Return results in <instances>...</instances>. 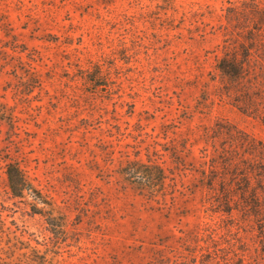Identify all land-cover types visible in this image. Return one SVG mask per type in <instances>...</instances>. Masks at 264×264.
Instances as JSON below:
<instances>
[{"label": "rangeland", "instance_id": "374dc122", "mask_svg": "<svg viewBox=\"0 0 264 264\" xmlns=\"http://www.w3.org/2000/svg\"><path fill=\"white\" fill-rule=\"evenodd\" d=\"M234 1L0 0V264H152L220 220L206 132L227 121L264 145L216 71ZM149 157L177 192L149 200L120 173ZM11 166L40 195L17 197ZM236 217L259 243L262 216Z\"/></svg>", "mask_w": 264, "mask_h": 264}, {"label": "trees", "instance_id": "16d2710c", "mask_svg": "<svg viewBox=\"0 0 264 264\" xmlns=\"http://www.w3.org/2000/svg\"><path fill=\"white\" fill-rule=\"evenodd\" d=\"M224 19L223 56L216 71L225 94L233 99L231 105L264 126V0L230 2ZM205 141L208 147L201 151V183L210 192L207 209L220 215V220L184 233L178 250L159 256L152 264H264V145L227 121L207 131ZM186 150L184 141L176 146L174 155L170 153L177 165L186 167L178 157ZM155 156L159 157L158 152ZM120 173L149 200L166 197L169 188L172 194L177 192L175 177H171L174 173L151 157L148 163L127 160ZM9 178L17 197L26 191L40 195L19 167H10ZM169 180L173 185L167 184ZM236 212L248 218L262 216L257 228L259 243L251 245L241 235Z\"/></svg>", "mask_w": 264, "mask_h": 264}]
</instances>
